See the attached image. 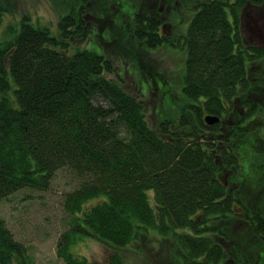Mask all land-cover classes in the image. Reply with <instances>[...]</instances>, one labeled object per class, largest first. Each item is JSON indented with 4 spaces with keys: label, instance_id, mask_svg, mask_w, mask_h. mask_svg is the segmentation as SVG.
Returning a JSON list of instances; mask_svg holds the SVG:
<instances>
[{
    "label": "trees",
    "instance_id": "obj_1",
    "mask_svg": "<svg viewBox=\"0 0 264 264\" xmlns=\"http://www.w3.org/2000/svg\"><path fill=\"white\" fill-rule=\"evenodd\" d=\"M47 1L55 26L23 13L0 36V200L25 188L47 190L59 170L70 171L78 186L65 196L72 216L57 246L64 264H89L72 252L86 237L113 250L108 264H127L119 250L152 231L179 242V264H200V257L264 264V223L254 228L238 215L264 217V97L253 96L255 89L264 95V72L263 86L254 82L264 47L242 29L244 9L261 10L264 0ZM119 7L128 20L114 16ZM10 8L0 0V29ZM183 14L188 25L169 36L165 24L184 21ZM124 34L145 46L137 53L183 54L185 101L177 115L148 112L139 73L127 84L125 62L140 58L126 52ZM208 115L218 122L206 123ZM240 174L247 180L232 197L226 184ZM197 212L207 217L197 222ZM221 216L239 221V233L227 235ZM244 238L260 241L256 259L235 247ZM0 264H35L1 219Z\"/></svg>",
    "mask_w": 264,
    "mask_h": 264
},
{
    "label": "rangeland",
    "instance_id": "obj_2",
    "mask_svg": "<svg viewBox=\"0 0 264 264\" xmlns=\"http://www.w3.org/2000/svg\"><path fill=\"white\" fill-rule=\"evenodd\" d=\"M135 1L138 2L136 5H140L141 0ZM150 1L152 0H148V3ZM111 2H108V4ZM71 4L77 5V2L71 1ZM124 4L130 3L126 2ZM153 5L154 8L158 7L157 2H154ZM10 6L13 13L5 17L4 25L0 29L1 37L5 34L11 22H13L11 30L17 26V21L23 13H30L34 20H39L44 25L53 24L55 26L57 24L58 15L47 0H10ZM130 8L132 9L133 6H130ZM115 11L114 16L120 20L129 19L125 14L122 16L117 15V11H119V14H123L122 8L119 7ZM263 12L264 7L260 10L252 5L244 9L242 29L250 41L255 44L262 43L264 47ZM183 15L184 21L175 18L176 24H165L169 36L174 32V35H177L184 26L188 25V18L185 14ZM109 24L113 26V28L109 27L112 29L113 35L121 37L122 31L117 24L113 23V18H110ZM122 37L126 39L124 45L126 52L129 55H134L136 59L140 58L138 62L128 61L127 59L126 65L123 62L116 61L123 70L125 66L127 84L130 87L134 86L135 80L138 81L137 74L139 73V76L142 77V81H139L141 84L139 85L141 89L139 96L147 102L145 106L148 112L162 114V117L177 115L185 101L183 92H180L183 82L182 74L178 73L182 69L181 57L183 54L178 50H173L175 54L167 49H161L158 52L152 51L151 53L149 49H144L143 53H137L145 46L135 44L125 34ZM257 68L259 73L256 74L254 82L258 86H263L260 78L262 72H264V61ZM129 69L133 70L136 76L133 77L128 71ZM148 70L153 74H149ZM259 94V89L253 91V96L256 97L255 100L263 101L264 95ZM254 126L257 127L258 124H254ZM252 136L254 139L260 138L258 132H253ZM253 151V146H250V152ZM244 177V174H240L238 179L242 180ZM244 183H241V187L244 186ZM77 186L78 181L74 175L66 169H61L52 179L49 189L39 191L25 188L0 200V219L5 222V226L13 233L15 239L27 246L29 256L35 264H64L63 260L58 257L57 246L60 237L69 229L72 216L65 208V196L75 190ZM252 197L253 195H250L249 199ZM95 203L94 201L91 205ZM197 215H201L196 220L197 222L207 217L202 218L201 212H197ZM219 221L228 222L229 225L223 228L227 235L233 233L232 231L239 233L241 229V223L230 219L229 216H221ZM235 222H237V227L234 226ZM245 230L247 233H243L247 235L248 229L245 228ZM258 243L260 241L257 239L254 241L251 238H244L243 245H235V247L253 255V259H256V244ZM112 251V249L91 237L79 240L72 247L74 255L86 258L89 264H108L109 255ZM182 251L183 248L174 237L163 236L152 231L142 235L138 241H135L129 247L119 250V253L123 255V259L127 264H179L180 260L178 258L183 256Z\"/></svg>",
    "mask_w": 264,
    "mask_h": 264
},
{
    "label": "flooded vegetation",
    "instance_id": "obj_3",
    "mask_svg": "<svg viewBox=\"0 0 264 264\" xmlns=\"http://www.w3.org/2000/svg\"><path fill=\"white\" fill-rule=\"evenodd\" d=\"M242 25H244V21H243V24ZM164 28L166 30V27H164ZM245 39H248V38L246 37ZM248 40H250V39H248ZM261 41H263V40H261ZM224 176H225V179L227 180L228 179V176H227L226 173L224 174ZM245 180H247V179H243V180H237V179H235L232 182L226 184L228 186L229 191L233 195L232 197L238 196L240 190L242 189V187L239 186V185H237L236 183H243ZM244 190H245V193L248 195L247 196V199H249V196L251 194H253V193L249 190L248 187H245ZM261 193H264V190L263 189L261 190ZM247 212H249V211H240L238 213V215L241 216L240 220L242 222H246V223L251 224L254 228L256 226H259V229H261V224L264 223V217L263 216H254L250 212L249 213H247ZM199 260H200V264H208V258L207 257H200ZM218 263H219V261L216 262V264H218ZM221 264H226V263L224 262V263H221Z\"/></svg>",
    "mask_w": 264,
    "mask_h": 264
},
{
    "label": "water",
    "instance_id": "obj_4",
    "mask_svg": "<svg viewBox=\"0 0 264 264\" xmlns=\"http://www.w3.org/2000/svg\"><path fill=\"white\" fill-rule=\"evenodd\" d=\"M205 121L209 124V125H213L216 122H218V118L216 117H212V116H208L205 118Z\"/></svg>",
    "mask_w": 264,
    "mask_h": 264
}]
</instances>
